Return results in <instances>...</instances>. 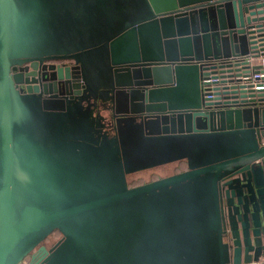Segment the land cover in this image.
I'll return each mask as SVG.
<instances>
[{"label": "water", "instance_id": "95a60500", "mask_svg": "<svg viewBox=\"0 0 264 264\" xmlns=\"http://www.w3.org/2000/svg\"><path fill=\"white\" fill-rule=\"evenodd\" d=\"M44 55L71 61L54 94L20 95L16 66ZM262 56L264 0H0V264L55 229L29 264H254ZM175 160L187 169L127 184Z\"/></svg>", "mask_w": 264, "mask_h": 264}, {"label": "flooded vegetation", "instance_id": "af4514ba", "mask_svg": "<svg viewBox=\"0 0 264 264\" xmlns=\"http://www.w3.org/2000/svg\"><path fill=\"white\" fill-rule=\"evenodd\" d=\"M54 55H56V53L55 54H51L49 56H54ZM42 57H45V58L42 59V60H38V59L31 60V61L29 60V61L23 62L21 64H18L16 66L17 69H16L15 73H19L20 72L23 75V81L16 85V87L19 90L20 95H24L25 92L28 91V86L29 85L33 86V85H35V83H38L39 86L43 85L42 99H46V98L50 97L52 94H54V88H55L53 80L50 78V74H51V72L54 69L53 66H55V68L58 69L62 64L71 62L70 60H67V59H64V58H62V59H53V58H47L48 56H46V55H44ZM33 61H34L35 64H33ZM26 79H27V81H25ZM182 162H183V164L186 163L185 160H179L178 162H174L175 166L178 163V166L182 167V168H180V169H178V170H176L174 172H170V173H168V175H171L173 173H178L180 171L186 170L187 169V164L179 165ZM174 163H170V164H174ZM170 164H168V165H170ZM136 173H138V172H132V173H129L127 175V184L128 185L134 186L133 184H131L129 182V178L128 177L130 175H134ZM168 175L165 174L163 176H158L157 178L168 176ZM235 176H240V175L237 174V175H234L233 177H235ZM157 178H154V179H157ZM154 179H151V180H148V181H152ZM145 182H147V181H145ZM142 183H144V182H142ZM139 184H141V183H139ZM54 231H57L58 233L56 234V233H54ZM62 237H63L62 234L57 229L53 230L52 232H50L46 236V238H44V240L42 242L37 244L30 251V253L22 260V262H20L19 264H29V261H30V259L32 258L33 255H35V257H38L39 256L38 248L41 245H44L48 251L54 249L57 246V244L62 240Z\"/></svg>", "mask_w": 264, "mask_h": 264}, {"label": "rangeland", "instance_id": "374dc122", "mask_svg": "<svg viewBox=\"0 0 264 264\" xmlns=\"http://www.w3.org/2000/svg\"><path fill=\"white\" fill-rule=\"evenodd\" d=\"M32 16H33L32 17L33 21L36 22V19H37L36 13H34V15H32ZM124 150H125L126 154H128L129 151H132V150L143 151L140 147L132 145V144H124ZM16 153H17V154H15V156L17 157L16 159H18L19 161L22 160L21 153L19 151H16ZM178 161L179 160L169 161V162H166V163H162V164L160 163L158 165L149 166V167L147 166L145 168H142V169L136 171L138 173H136L134 175H130L128 177L129 178V182L131 184H139V183H142V182L157 178L158 176H163L165 174L168 175V173L174 172V171L182 168V167L178 166V163L175 166L174 162H178ZM170 163H174V164H170ZM168 164H170V165H168ZM181 164H179V165H181ZM152 198H154V199L157 198V195H154V197H152ZM116 211L117 210L114 209V208H104L103 210L99 211L98 213L99 214H103L105 212L106 215H111V216L113 215L114 216V215L117 214ZM54 233L57 234L58 232L54 231ZM155 234H156V237H159L158 232H156Z\"/></svg>", "mask_w": 264, "mask_h": 264}, {"label": "built area", "instance_id": "2783aa9c", "mask_svg": "<svg viewBox=\"0 0 264 264\" xmlns=\"http://www.w3.org/2000/svg\"><path fill=\"white\" fill-rule=\"evenodd\" d=\"M257 63H259L261 66L259 69H257L256 73L252 74V78L258 82L255 87L261 89L264 88V56L258 58ZM254 264H264V253L260 255Z\"/></svg>", "mask_w": 264, "mask_h": 264}, {"label": "trees", "instance_id": "16d2710c", "mask_svg": "<svg viewBox=\"0 0 264 264\" xmlns=\"http://www.w3.org/2000/svg\"><path fill=\"white\" fill-rule=\"evenodd\" d=\"M185 164H186V163H184V164H183V162H182V164H181V165H185ZM133 185H137V184H133ZM129 186H131V185H129Z\"/></svg>", "mask_w": 264, "mask_h": 264}, {"label": "crops", "instance_id": "0c3cea01", "mask_svg": "<svg viewBox=\"0 0 264 264\" xmlns=\"http://www.w3.org/2000/svg\"><path fill=\"white\" fill-rule=\"evenodd\" d=\"M259 69V68H258Z\"/></svg>", "mask_w": 264, "mask_h": 264}]
</instances>
